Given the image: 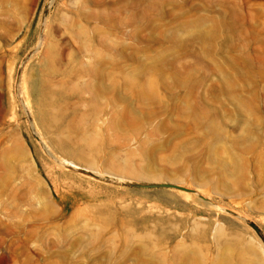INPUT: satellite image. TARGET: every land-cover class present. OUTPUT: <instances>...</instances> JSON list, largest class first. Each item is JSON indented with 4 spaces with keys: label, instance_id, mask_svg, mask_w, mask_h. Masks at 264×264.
Segmentation results:
<instances>
[{
    "label": "rangeland",
    "instance_id": "1",
    "mask_svg": "<svg viewBox=\"0 0 264 264\" xmlns=\"http://www.w3.org/2000/svg\"><path fill=\"white\" fill-rule=\"evenodd\" d=\"M0 264H264V0H0Z\"/></svg>",
    "mask_w": 264,
    "mask_h": 264
},
{
    "label": "water",
    "instance_id": "2",
    "mask_svg": "<svg viewBox=\"0 0 264 264\" xmlns=\"http://www.w3.org/2000/svg\"><path fill=\"white\" fill-rule=\"evenodd\" d=\"M67 169H71L74 170L72 168H68ZM81 173H84L82 170H75ZM87 174V173H84ZM88 175V174H87ZM104 179H106L107 177H104ZM118 182V184L123 185V186H127V187H131V188H136V189H176L182 192H186V193H194L191 190L176 186V185H172V184H165V183H146V182H133V181H119L116 180ZM198 198L200 200H204L202 197L198 196ZM230 214V213H229Z\"/></svg>",
    "mask_w": 264,
    "mask_h": 264
},
{
    "label": "bare ground",
    "instance_id": "3",
    "mask_svg": "<svg viewBox=\"0 0 264 264\" xmlns=\"http://www.w3.org/2000/svg\"><path fill=\"white\" fill-rule=\"evenodd\" d=\"M67 165H70V164H67ZM72 169H74V168H72ZM74 170H81V169H74ZM84 173H87V174H90V173H88V172H85L84 170H82Z\"/></svg>",
    "mask_w": 264,
    "mask_h": 264
}]
</instances>
